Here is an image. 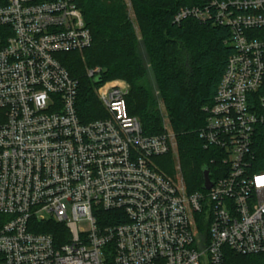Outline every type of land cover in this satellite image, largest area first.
Here are the masks:
<instances>
[{
    "label": "built area",
    "instance_id": "built-area-1",
    "mask_svg": "<svg viewBox=\"0 0 264 264\" xmlns=\"http://www.w3.org/2000/svg\"><path fill=\"white\" fill-rule=\"evenodd\" d=\"M188 19L228 29L233 51L199 132L221 167L211 189L191 194L153 162L175 134H145L125 83H100L106 117L80 120L79 83L58 58L93 44L77 5L0 0V264H225V249L264 257V0H200L174 23ZM52 221L66 233L35 232Z\"/></svg>",
    "mask_w": 264,
    "mask_h": 264
},
{
    "label": "trees",
    "instance_id": "trees-1",
    "mask_svg": "<svg viewBox=\"0 0 264 264\" xmlns=\"http://www.w3.org/2000/svg\"><path fill=\"white\" fill-rule=\"evenodd\" d=\"M71 1L82 11L93 37L84 58L77 52L58 56L79 83L76 108L80 120L90 123L104 119L106 111L96 88L103 82L124 80L131 86L127 97L129 113L139 118L145 134H163L165 118L147 89L149 67L157 82L169 127L176 137L179 168L186 187L190 194L203 191V170L209 169L214 179V172L221 167L218 152L204 149L199 132L207 120L203 109L213 105L233 52L228 29L194 19L174 23L181 8L197 6L200 0H131L142 33L139 41L123 0ZM98 67L104 69L101 84L90 79L85 70ZM260 145L258 165L264 171V138ZM172 159L168 155L157 158L167 164ZM109 215L105 213L102 218L108 219ZM46 227L35 232L66 233L63 225L53 221L46 223ZM208 229L209 220L202 215L198 218V232L206 242ZM225 264H264V257L241 256L225 249Z\"/></svg>",
    "mask_w": 264,
    "mask_h": 264
},
{
    "label": "rangeland",
    "instance_id": "rangeland-1",
    "mask_svg": "<svg viewBox=\"0 0 264 264\" xmlns=\"http://www.w3.org/2000/svg\"><path fill=\"white\" fill-rule=\"evenodd\" d=\"M125 6L127 7V15L129 17V19L133 22V25L135 27V31H136V35L139 41L142 40V33L140 30V26L136 20V15H135V11L133 8V4L131 2V0H123ZM141 49V55L144 58L145 54L143 51V47H140ZM81 55L82 58H84V52L79 53ZM86 70V74L88 73L89 69H85ZM114 81V80H113ZM116 81V80H115ZM123 83H125L126 85H128L130 87V92H131V86L127 81L124 80H119ZM110 82V81H108ZM147 89L150 91L151 96L153 98L156 99L157 102V107L160 109V111L162 112L163 116H164V120H165V124H164V132H173L172 129L169 127V123L167 121V113L165 110V106L162 102V97L161 94L159 92L158 86H157V82L155 80L154 74L152 73V71L150 70V68L148 67V77H147ZM174 133V132H173ZM168 156H171L172 159V163L167 164V163H163L156 160H153L154 164L164 173L166 174L170 179H172L180 188L184 189L186 194H190V192L188 191V188L186 187L185 181L183 179V175L182 172H180V159L178 156V151H177V142H175V145L172 147V151L170 152V154ZM164 157V156H163ZM164 165V169L162 166ZM165 171L171 172L172 175H169L168 173H166ZM81 228L85 227L86 229L89 228V225L87 223L85 224H81L80 225Z\"/></svg>",
    "mask_w": 264,
    "mask_h": 264
},
{
    "label": "water",
    "instance_id": "water-1",
    "mask_svg": "<svg viewBox=\"0 0 264 264\" xmlns=\"http://www.w3.org/2000/svg\"><path fill=\"white\" fill-rule=\"evenodd\" d=\"M101 82H102L101 78L96 79V83H101ZM210 176H211V173H210L209 169H204L203 170V178H204L203 189H205V190H209L212 187V182L210 180Z\"/></svg>",
    "mask_w": 264,
    "mask_h": 264
}]
</instances>
